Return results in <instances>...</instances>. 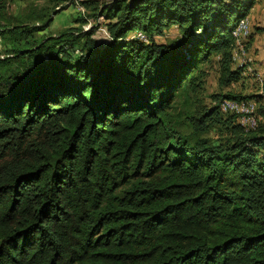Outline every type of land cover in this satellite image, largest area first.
Segmentation results:
<instances>
[{"label":"trees","instance_id":"1","mask_svg":"<svg viewBox=\"0 0 264 264\" xmlns=\"http://www.w3.org/2000/svg\"><path fill=\"white\" fill-rule=\"evenodd\" d=\"M12 1L0 0V264H264V122L223 117L239 94L205 105L200 67L218 54L220 83L241 77L232 29L257 0H80L105 16L104 41L89 16L39 34L59 11L13 15ZM214 121L228 129L218 142L201 135Z\"/></svg>","mask_w":264,"mask_h":264},{"label":"rangeland","instance_id":"2","mask_svg":"<svg viewBox=\"0 0 264 264\" xmlns=\"http://www.w3.org/2000/svg\"><path fill=\"white\" fill-rule=\"evenodd\" d=\"M78 1L80 3V0ZM98 1L99 3L101 2V5L110 0ZM79 3H77L76 0H13L9 4V11L13 15H22L35 7L32 13L33 16L39 12V6H44L48 11H51L53 7H55V10L59 12L55 14L52 11V22L39 34H58L63 29L72 26L78 27L81 25L80 20L85 18V16H89V20L87 23L83 24V28L86 30L95 27L96 38H98L99 41L107 39L108 35L103 25L105 16L100 15L98 20H94V18L89 15L92 9H87L84 13L79 10ZM255 6L261 9L260 12L257 13V11L254 12L252 8L247 14L250 21L249 34L240 41L235 40L233 46V66H242L243 74L238 80L229 84H221L219 78V55L213 54V59L211 61H205L200 65V67L206 68L208 71L207 81L205 89L202 91L201 99L205 105L210 106L215 103V100L212 98L214 93H234L244 96L243 99L253 103V114L258 117L259 124L260 122H264V0H257ZM29 21L30 24L35 22L34 20ZM37 23H42V21ZM257 25L261 26V28L257 29ZM136 31L137 30H135V32L132 31L131 34H135ZM251 34H253V36H251ZM179 35V28L174 26L169 29L167 28L163 35H157V38L160 40H173ZM250 36L252 38L251 43L249 41ZM9 48L10 44L0 36V56L2 57L10 53ZM78 50L79 49H76V52H78ZM250 67H252V69H250ZM227 114L230 113H224L223 117L226 118ZM237 114L238 116L240 115V113ZM240 118L241 117H239V121ZM183 125L184 130L188 132L192 131V126H190L187 121H184ZM201 135L218 142L228 135V129L225 128L222 122L214 121L205 132L201 133Z\"/></svg>","mask_w":264,"mask_h":264},{"label":"built area","instance_id":"3","mask_svg":"<svg viewBox=\"0 0 264 264\" xmlns=\"http://www.w3.org/2000/svg\"><path fill=\"white\" fill-rule=\"evenodd\" d=\"M79 3L78 0H76ZM79 10L85 13V8L82 4L79 3ZM250 21L248 16L245 15L241 17L234 28L232 29V34L235 37L236 41H240L249 34ZM132 37H138L142 40L148 41L149 36L142 30H137L135 34H132ZM252 69V67H250ZM263 91V90H262ZM264 94V91H263ZM221 110L224 112H236L240 113V123L244 126L246 130H251L256 128L258 124V117L253 114L254 106L253 103L238 98H224L221 102Z\"/></svg>","mask_w":264,"mask_h":264},{"label":"crops","instance_id":"4","mask_svg":"<svg viewBox=\"0 0 264 264\" xmlns=\"http://www.w3.org/2000/svg\"><path fill=\"white\" fill-rule=\"evenodd\" d=\"M255 9H256V10H255ZM260 9H261V8H257L256 6H254L252 10H254V12L257 11V13H259V12H260ZM260 17H261V14H260ZM260 25H261V24H260ZM263 64H264V63H263ZM263 64H262V65H263Z\"/></svg>","mask_w":264,"mask_h":264}]
</instances>
